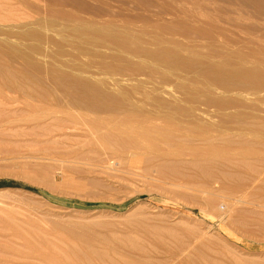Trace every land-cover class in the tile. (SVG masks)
<instances>
[{"label":"rangeland","instance_id":"374dc122","mask_svg":"<svg viewBox=\"0 0 264 264\" xmlns=\"http://www.w3.org/2000/svg\"><path fill=\"white\" fill-rule=\"evenodd\" d=\"M134 1L0 0V264H264V177L253 176L255 167L259 166L257 160L264 159V82L258 80L264 73L257 74L260 77L252 74L258 80L253 84L256 88L253 90L254 78L248 73L251 79L245 78L246 74L243 73H237L239 77L232 76V80L228 74L218 78L211 74L214 78L211 75L209 77L214 80H207L209 87L206 82L207 85L196 82L193 77L195 74L181 72L187 68L181 66L182 69L173 74L164 62L160 66L157 62L134 56L135 62L145 64L147 74L127 77L119 83L109 75L94 73V70L103 69L100 65L97 67L98 64L88 71H78L63 63L67 61L72 64L76 61L80 64L79 60L72 57V53H77V50L69 41L83 40L93 28H131L133 34L142 37L143 32L153 30L148 23H153L152 19L165 24L170 22L172 16L185 17L183 22L190 24H196L193 19L196 15V18H206V21L214 23V27H206L207 30L221 40L224 37L230 43L234 41L233 46L238 47V44L251 39L252 43L248 44L261 46V42H264V14L261 11L263 15L259 11L254 12L256 7L253 5V9L250 5L242 6L238 0H231L232 6L228 0ZM193 1L197 4L208 3L210 9L205 10L199 4H193ZM136 2L140 7L135 6ZM150 3L154 8L147 6ZM151 11L154 13L150 14ZM228 16L230 20L233 18L234 22L237 21L236 24L233 22L235 26L232 20L229 22ZM246 30L252 32L253 36L257 33L253 37L255 43L252 34ZM219 31L225 32L223 37ZM259 31H262L263 39L259 37ZM148 46L155 48L153 45ZM103 51L116 54L114 50ZM186 54V57L189 56ZM86 55L81 56L80 60L89 62L90 58H94ZM169 56L173 58L174 55ZM96 60L97 57L94 62ZM203 60L198 62L207 64ZM217 61V65L225 69V65L221 66V61ZM201 62L195 63L202 66ZM237 62L233 64L234 69L244 65L243 69L249 71L254 67L253 63L242 65ZM261 65L259 67L264 72ZM150 67L156 70V75ZM234 69L231 68L232 72H236ZM53 70L58 73L72 72L90 77L93 81L103 80L104 85L96 81L94 83L104 87L101 89L98 85L101 91L109 90L106 93L94 91V101L95 96L110 94V91L113 94L129 91L132 96L136 94L135 100L143 92L149 96L156 94L163 97L170 103L158 108V113L164 117V114L167 116L171 112L169 115L175 116L182 126L177 127L173 121L169 123L158 119L147 123L150 128L157 126V129L148 131L145 138L139 136L137 144H122V140L126 142L123 137L126 140L132 137L122 125L98 124L99 127L94 128V125L85 124L84 121H80L83 125L67 121L54 122L53 118L57 114L64 118L82 115L88 119L94 114L72 111L54 104V95L64 100L66 98L63 89L55 82ZM34 75L41 82L35 80ZM220 80L222 83L215 85L214 82ZM248 82L250 92L245 86ZM182 85L184 89L180 90ZM203 87L209 90L204 92ZM187 90L188 93L185 92ZM217 92L220 95L225 93L220 98L227 99L226 102L219 101ZM237 92L241 95H236ZM203 93L211 95L214 100L217 98L218 105L227 108V113L225 109H220L225 115L229 113L230 120L233 118L231 112H237L233 115L237 114L238 118L234 116L231 123L226 117L228 125L225 123V128L217 129L215 125L204 130V135L209 139H201V136L196 137L187 132L190 126L188 122H196L199 118L204 124L211 122L223 123L222 127L225 125V119H222L225 115H220L221 111L216 110L219 107L217 104L208 103V106H213L209 108L200 101L203 107L206 105L205 110L199 104L196 105L198 99L194 98L196 101L191 100L190 103L183 100V97H189L187 95L202 96ZM143 96H139V99ZM232 96L236 98L234 102ZM237 96L242 104L238 102ZM221 103L225 104L222 106ZM229 104L230 108L227 107ZM173 106H181L186 110H177V113ZM187 110H191L189 112L195 117ZM242 111L247 119L249 117L248 120L246 116L242 118ZM250 113L254 116L250 117ZM245 124H252L247 127L254 130H243L246 129ZM75 126L78 127L75 129ZM98 132H109L111 135L107 140H102ZM66 144H75L72 145L75 147H66ZM195 163L198 164L196 168ZM203 165H209L208 169L213 172L214 179L217 177V182L214 179L209 182L204 178L199 168ZM220 170L226 178L221 174L218 176ZM214 185L216 189L212 188Z\"/></svg>","mask_w":264,"mask_h":264},{"label":"bare ground","instance_id":"6f19581e","mask_svg":"<svg viewBox=\"0 0 264 264\" xmlns=\"http://www.w3.org/2000/svg\"><path fill=\"white\" fill-rule=\"evenodd\" d=\"M126 1V0H125ZM132 2L131 3H134L135 1L134 0H131ZM142 1H144V0H142ZM192 1V0H191ZM224 1V0H223ZM229 2H230V6H232L231 5V0H228ZM240 3H241V5L242 6H245V5H250V8H252V6L251 5H253L254 7H256V9H258V10H256L255 8H254V12H256V11H261L263 14H264V0H238ZM128 2V1H127ZM130 2V1H129ZM161 2V1H160ZM160 2L158 3V4H160ZM185 2V1H184ZM225 2H227V1H225ZM228 2V3H229ZM137 4H135V6H139L138 5V2H136ZM145 3V2H144ZM147 3H149V2H146V4ZM232 3H234V2H232ZM153 4H155V3H153ZM162 4V3H161ZM193 4H196V5H198L199 4V6L201 7V8H203V9H205V10H208V9H210V7H209V4L208 3H195V1H193ZM234 4H237V3H234ZM102 5V4H101ZM100 5V8H102V6ZM105 5V4H104ZM128 5H129V3H128ZM141 5V4H140ZM180 5H181V3H180ZM184 5V4H183ZM238 5V4H237ZM240 5V6H241ZM134 6V5H133ZM134 6V7H135ZM147 6H151V7H153L152 5H151V3L149 4V5H147ZM157 6H159V5H157ZM156 6V7H157ZM164 6V5H163ZM162 6V7H163ZM104 7V6H103ZM105 7H107V6H105ZM126 7V6H125ZM140 7V6H139ZM142 8H143V6H141ZM150 7V8H151ZM160 7V6H159ZM237 7V6H236ZM249 7V6H248ZM147 8V7H146ZM149 8V7H148ZM154 8V7H153ZM153 8H151V10H156V9H153ZM158 8V7H157ZM242 8V7H241ZM102 9H104V8H102ZM114 9V8H113ZM126 9V8H125ZM130 9V8H129ZM137 9V8H136ZM163 9V8H162ZM166 9V8H165ZM238 9V8H237ZM249 8H247V10H248ZM253 9V8H252ZM251 9V10H252ZM120 10V9H119ZM127 10V9H126ZM132 10V9H131ZM131 10H130V12H131ZM159 10H160V8H159ZM233 12H236V11H234V8H232L231 9ZM231 10H229V12H231ZM244 9H242V11H243ZM91 11V10H90ZM106 11V10H105ZM111 11V10H110ZM141 11H142V9H141ZM160 11H162V10H160ZM240 11V10H239ZM130 12H129V14H130ZM134 12H136V11H134ZM138 12V11H137ZM140 12V11H139ZM138 12V13H139ZM147 12H148V10H147ZM226 12H228V11H226ZM228 12V13H229ZM259 12H257V13H259ZM260 12V14L261 15H263L262 13ZM118 13V12H117ZM137 13V14H138ZM152 13H154V12H150V14H152ZM239 13V12H238ZM251 13V12H250ZM141 14H142V12H141ZM146 14V13H145ZM145 14H143L144 16H145ZM147 14H149V13H147ZM192 14V13H191ZM194 14V13H193ZM253 14V13H252ZM259 14V15H260ZM130 15H132V14H130ZM157 15H159V14H157ZM206 15H208V14H206ZM239 15H240V13H239ZM248 15H249V13H248ZM257 15V14H256ZM147 16V15H146ZM225 16V15H224ZM227 16V15H226ZM230 16V15H229ZM228 16V20H229V22L233 19H231L230 20V17ZM243 16H245L244 14H243ZM242 16V17H243ZM251 16V15H250ZM254 16V15H253ZM264 16V15H263ZM196 17H197V15H196ZM193 18L195 21H196V24H194L195 22H193V24H190L189 22L188 23H185V22H183L184 20H185V17H180V18H178V16H172L171 17V19H170V22L169 23H165V24H160V23H158V22H156V20H154V19H152L153 20V23H151V22H148L150 25H151V28L153 29L152 31H149V32H143L141 35H142V37H140L139 35H137V34H133L131 31H132V29L131 28H127V29H125L124 30V28L123 29H120L119 27H113V28H109V29H103V28H100V29H95L94 30V28L91 30V32L90 33H88L87 35V37H83V40H78L79 42H74V41H69V44L73 47V48H75L76 50H77V53H72V57L73 58H75L76 60H79V63L80 64H78L76 61H73V63L72 64H69L67 61H62L63 63H64V65H69L71 68H74V69H77L78 71H88V70H90L91 68H93V66H95V64H98V66L97 67H99V65H100V67L101 68H103L102 70H100V71H95L94 70V73H97V74H104V75H109L110 77H112L113 79H114V81L115 82H121V80H124L125 78H127V77H138V76H142V75H146L147 74V69L145 68V64L143 65L142 63L143 62H135L134 60H133V56L134 57H139L140 59H148V60H151V61H153V62H157L159 65H160V63L161 62H164L163 64H166L167 66H166V68H168V70H169V72H172L173 74H177V72H178V70L180 69H182L183 67L184 68H187V69H185L184 71L183 70H181V72H183V73H185V72H187V75H188V73L189 74H195V76H193V75H190L191 77L193 76L194 78H195V80H196V82H198L199 84H202V83H204L205 84V82L207 83V80L208 79H210V77H209V75H215V77H217V76H221V75H225V74H228V75H231V76H228V77H232V76H237L239 73H243V75L244 74H246L244 77L246 78H250V77H248V75H247V73L248 74H251V76H253V83H252V86H253V90L254 89H256V88H254V82H258V80H260L261 79V81H263L264 82V80H262L263 79V75H261V77H260V75H257V74H261V73H264V72H262L261 71V69H260V65L261 66H263V68H264V45H263V43L264 42H261V46H259L258 44V46H256L254 43H255V41L256 40H254L255 38H253V37H256L257 36V33H256V36H253L254 34L251 32H248L247 30V32H248V34L250 33V34H252V36H251V38H253V44L254 45H250V44H248V42L249 43H252V41H251V39L248 37V40L250 39V41H248L247 43H244V44H238V43H240L241 42V40H246V38L245 39H240L239 40V42H238V40H237V44H238V47H237V45L236 46H233V43H234V41L233 42H231L232 43V45H231V43L228 41V40H226V39H223L224 37H223V35H224V31H219V33L222 35V40L219 38V37H217V36H215V35H213L212 33H210L208 30H207V28L206 27H214V23L212 22V21H206L205 19L203 20L202 18ZM209 17L211 18V15H209ZM252 17V16H251ZM255 17V16H254ZM50 18V17H49ZM120 18V17H119ZM189 18V17H188ZM60 19V18H59ZM213 18H211V20H212ZM51 20V19H50ZM111 20V19H110ZM139 20V19H138ZM146 20V19H145ZM234 20V19H233ZM231 21L232 22V25H233V22L234 21ZM54 21V20H53ZM125 21V20H124ZM164 21V20H163ZM222 21L223 22H226L225 20H224V18H222ZM55 22V21H54ZM65 22V21H64ZM111 22V21H110ZM132 22V21H131ZM146 22V21H145ZM230 22V23H231ZM235 22H237V21H235ZM234 22V23H235ZM53 23V22H52ZM51 23V24H52ZM83 23V22H82ZM228 23V22H227ZM236 24V23H235ZM235 24L233 25V26H235ZM238 24V23H237ZM102 25V24H101ZM238 25H240V23L238 24ZM28 26V25H27ZM107 26V25H106ZM109 26V25H108ZM107 26V27H108ZM243 26V25H242ZM60 27V26H59ZM64 27V26H63ZM72 27V26H71ZM76 27V26H75ZM110 27V26H109ZM132 27V26H131ZM237 27H241V26H237ZM251 27V26H250ZM254 27V26H253ZM66 28V27H65ZM69 28H70V25H69ZM220 28V27H219ZM245 27H243V29H244ZM247 28V27H246ZM256 28V27H255ZM134 29V28H133ZM234 29V28H233ZM251 29V28H250ZM72 30V29H71ZM259 30V29H258ZM260 30H262V29H260ZM264 30V29H263ZM211 31V30H210ZM142 32V31H141ZM262 31H259V33L258 34H260ZM264 32V31H263ZM213 33H214V31H213ZM58 34V33H57ZM220 34H218V35H220ZM245 34H246V32H245ZM262 35V33L259 35V37ZM145 36H147V38L145 37ZM195 36V37H194ZM249 36V35H248ZM262 37V36H261ZM260 37V38H261ZM234 38V37H233ZM79 39V38H78ZM228 39V38H227ZM231 39H232V37H231ZM239 39V38H238ZM257 39V38H256ZM262 39H263V37H262ZM230 40V39H229ZM233 40V39H232ZM235 40H236V38H235ZM264 40V39H263ZM258 41V40H257ZM243 42H245V41H243ZM242 42V43H243ZM235 43V44H236ZM260 43V42H259ZM234 44V45H235ZM148 45H153V46H155V48H150ZM168 45V46H167ZM202 46L205 48H203L204 50H202L201 49V51H197V49L198 48H202ZM230 46H233V47H230ZM49 48V47H48ZM114 50L115 52H116V54L114 53V52H112V53H107V52H105V51H103V50ZM35 51V50H34ZM33 51V52H34ZM119 51V52H118ZM38 52V51H37ZM95 52V53H94ZM118 52V53H117ZM18 53V52H17ZM114 53V54H113ZM184 53L186 54H189V56L187 55V57L184 55ZM84 54H87L88 56L89 55H91L92 57H94L95 59H96V57H97V59L98 60H96V62H94V58L92 59V58H90L91 59V61H90V59H89V62H83V61H81L80 59V57L81 56H84ZM169 54H171V55H174L173 56V58H170V57H172V56H169ZM226 54V55H225ZM19 55V54H18ZM86 55V56H87ZM112 55V56H111ZM27 56V55H26ZM34 56H36V55H34ZM38 56V55H37ZM41 56V55H40ZM168 56H169V58H168ZM43 58V57H42ZM87 58H89V57H87ZM201 58H204L205 60H203V59H201ZM28 59V58H27ZM45 59V58H44ZM198 60H203V62H205L206 61V63L207 64H205L204 65V63H202L201 61V63L203 64L202 66L199 64H196L195 62H197V63H200V62H198ZM217 60H219V61H221L220 63H219V65H225V69L226 68H230L229 70H225V69H221V67H219L218 65H217V63H218V61ZM28 61H31V60H29L28 59ZM236 61H238L237 63H239L240 62V64H242L243 65V63L246 65V63H253L254 64V67H253V69H249V71L247 70V69H243V66H241V67H239L240 66V64H236L239 68H237V66H236V68L237 69H234V62H236ZM52 62V61H51ZM166 62V63H165ZM222 63V64H221ZM51 64V63H50ZM234 64V65H233ZM61 65H63V64H61ZM92 65V66H91ZM161 66V65H160ZM181 66H182V68H181ZM180 67V68H179ZM154 68V67H153ZM163 68V67H162ZM183 68V69H184ZM231 68H233L234 70H236V72H232V70H231ZM245 68H247V66H245ZM248 68H250V67H248ZM56 69V68H55ZM98 69H100V68H98ZM66 70V69H65ZM68 70V69H67ZM150 70H151V67H150ZM155 70V69H154ZM154 70H151V71H153V73L156 71H154ZM230 70H231V72H230ZM26 71H28V70H26ZM17 72V71H16ZM149 73V72H148ZM238 73V74H237ZM35 74V73H34ZM53 74H54V79H55V82L57 83V85H58V87L59 88H61V90L63 89V94H64V96H65V98H66V100H64V98H60L58 95H57V97H56V95H54V104H56L57 105V107L58 106H61L60 108H65V109H69V110H77V111H80V112H85V114H87L86 112H88V113H92V114H94V117H92V118H86V117H84V116H82V115H80L79 113V115L80 116H70V117H61V116H59L58 114H57V112H55V114L54 115H56L54 118H53V120H54V122L56 121V122H62V121H64L63 123H66V121L69 123V122H73L74 124H80L81 125V123H80V121H84L83 123H85V124H89V125H94V128H96L97 126H98V124L99 125H101V124H104V125H112V126H114V125H117V126H119V125H122L123 126V128L125 127V132L127 133V131L128 132H130V134H132V137H130L129 135H128V137H130V139H128V140H126L125 139V137H123V139L126 141V142H124L123 140H122V144H127V143H133V144H137V142L136 141H138L137 140V138L139 137V136H142V137H146L148 134V131H152V129L153 130H156L157 129V126H153V127H149V126H147V123L148 122H154L155 120H158V119H163V120H165V121H167V122H175V124H176V126L177 127H180V126H182V124H181V122H179V121H176V119H175V116H172V115H169V113H171V112H169L168 114H166L167 116H165V112L163 113L164 114V117H163V115H161V114H159L158 113V111H157V109L158 108H161V106L162 105H164V104H169L170 102H168L167 100H165L163 97H160V96H155L156 94H154V96H153V94L151 95V96H149L146 92H143V94H144V96H143V94H141V95H139L140 97L141 96H143L142 98H140L139 99V96L137 97L138 98V100L136 99L135 100V93H132L134 96H132L130 93H129V91L127 92V91H125V90H123V91H125V94L121 91H118V92H114V94L113 93H111V91L110 92H108V93H110V94H106V95H103V94H101L102 96H100V95H98V96H95V101H94V95H92L93 93H94V91H96V92H99V93H101L102 91H104V90H102L101 91V89H103L102 88V86H101V84H98L99 86H101L100 88V90L98 89L99 87H98V85H96L95 83H97V82H99V83H102L103 85H104V81L103 80H91L90 79V77L89 78H87V77H83V76H81V75H79V74H73L72 72H65V71H62V72H60V73H58L57 72V70H53ZM85 74V73H84ZM149 74H151L152 75V72H150ZM155 74V73H154ZM159 74L161 75V73L159 72ZM186 74V73H185ZM252 74H256V76L255 77H260V78H258V80H257V78H255L254 77V75H252ZM2 75V74H1ZM6 75H8V74H6ZM156 75V74H155ZM158 75V74H157ZM160 75H158L159 77H160ZM179 75V74H178ZM211 75V77H213L214 78V76H212ZM154 75H152V77H153ZM180 76V75H179ZM227 76H224L225 78L227 77ZM241 76V75H240ZM250 76V75H249ZM34 79L35 80H37L38 82H41V80H40V78H38V76L37 75H34ZM115 77V78H114ZM147 77V76H146ZM162 77V76H161ZM238 77H239V75H238ZM237 77V78H238ZM155 78H158L157 76L155 77ZM163 78H164V76H163ZM218 78V77H217ZM222 78V80H223V76L221 77ZM220 78V79H221ZM237 78H236V80H237ZM241 78V77H240ZM159 79V78H158ZM168 79V78H167ZM189 79H190V77H189ZM188 79V80H189ZM193 79V78H192ZM231 80L233 79V77L232 78H230ZM251 79V78H250ZM249 79V80H250ZM257 80V81H254V80ZM27 80V79H26ZM149 80V79H148ZM153 80H155L154 78H153ZM152 80V81H153ZM161 81H162V79H160ZM169 80V79H168ZM187 80V79H186ZM210 80H212V79H210ZM209 80V81H210ZM214 80V79H213ZM213 80H212V82H213ZM222 80H220L221 82H214V83H216L215 85H217V83H222ZM228 80V79H227ZM227 80H226V82L225 83H227ZM236 80H234V81H236ZM238 80H239V78H238ZM237 80V81H238ZM248 80V79H247ZM28 81V80H27ZM96 81V82H95ZM160 81V82H161ZM164 81V83H165V80H163ZM171 81V80H170ZM191 81V83H192V80H190ZM194 81V80H193ZM216 81V80H215ZM236 81V82H237ZM243 81H244V79H243ZM251 81V80H250ZM260 81V82H261ZM95 82V83H94ZM172 82H174V81H172ZM211 82V83H212ZM239 82V81H238ZM154 83H155V81H154ZM180 83V82H179ZM194 84H195V81L193 82ZM223 83H224V81H223ZM246 83H247V81H246ZM15 84V83H14ZM96 86H95V85ZM153 84V83H152ZM173 85H174V83H172ZM177 84V83H176ZM194 84H193V86H194ZM208 84V83H207ZM207 84H205V85H207ZM230 84V83H229ZM238 84V83H237ZM236 84V85H237ZM241 84V83H240ZM243 84H244V82H243ZM242 84V85H243ZM119 85H121V83L119 84ZM155 85V84H154ZM157 85V84H156ZM179 85H181V84H179ZM213 85V84H212ZM212 85H211V87H212ZM225 85H227V84H225ZM260 85V84H259ZM264 85V84H263ZM115 86V85H114ZM140 86V85H139ZM201 86V85H200ZM208 86L210 87V85L208 84ZM214 86V85H213ZM223 86V85H222ZM228 86V85H227ZM229 86H232L233 87V84L231 85H229ZM228 86V87H229ZM245 86H250L249 85V82H248V85H245ZM257 86V88H259L258 87V84L256 85ZM261 86V85H260ZM23 87V86H22ZM119 87H121V86H119ZM141 87V86H140ZM154 87V86H153ZM183 87V85L181 86V89L180 90H182V89H184V88H182ZM185 88H187L186 86H184ZM196 87V89H197V86H194V88ZM205 87V86H204ZM203 87V88H204ZM216 87H218V86H216ZM228 87H226V88H228ZM239 87H241V86H239ZM247 87H245V89L247 88ZM251 87V86H250ZM112 88V87H111ZM155 88H157V87H155ZM193 88V87H192ZM191 88V89H192ZM201 88H202V86H201ZM200 88V89H201ZM205 88H207V87H205ZM205 88H204V92L206 91V90H209V89H206L205 90ZM225 88V87H224ZM225 88V89H226ZM229 88H231V87H229ZM228 88V89H229ZM234 88V87H233ZM106 89V88H105ZM123 89V88H122ZM154 89V88H153ZM188 89H190V88H188ZM190 89V90H191ZM216 89V88H215ZM214 89V90H215ZM218 89H219V87H218ZM220 89H221V87H220ZM232 89V88H231ZM238 89V88H237ZM240 90H242L243 89V87H242V89L241 88H239ZM238 89V90H239ZM244 89V90H245ZM262 89H263V87H262ZM261 89V90H262ZM19 90V89H18ZM107 91L109 90V89H106ZM106 90L104 91L105 93H106ZM155 90V89H154ZM157 90V89H156ZM155 90V91H156ZM198 90V89H197ZM223 91H224V89H222ZM233 90H235V89H233ZM249 90V87L247 88V91ZM191 91H195L194 89L193 90H191ZM191 91H189L190 93H191ZM215 91H217V89L215 90ZM219 91V90H218ZM229 91H231V90H229ZM236 91V90H235ZM256 92H257V90H255ZM120 92V93H119ZM181 92H183V91H181ZM185 92H187L188 93V90L187 91H185ZM184 92V93H185ZM197 92H199V91H197ZM201 93H202V91H200ZM211 93H214V92H212V90L210 91ZM209 91H208V93H210ZM220 92H222V91H220ZM225 92H226V90H225ZM239 92H242V91H239ZM239 92H237V93H235L236 95L239 93ZM245 92H246V90H245ZM248 92H250V90L248 91ZM255 92V93H256ZM258 92H259V90H258ZM263 93H264V91H262ZM82 95H81V94ZM103 93V92H102ZM115 93H116V95H115ZM117 93H119L118 95H117ZM121 93H123V95H121ZM142 93V92H141ZM184 93H182V94H184ZM218 93V92H217ZM229 93V92H228ZM227 93V94H228ZM252 93V92H251ZM146 94V95H145ZM193 94V93H192ZM204 94V93H203ZM202 94V96H201V94L199 95V94H197L196 96L195 95H187V96H189V97H185V99H184V97H183V100L184 101H187L188 103H190V101L191 100H193L194 98L195 99H198L197 101H198V103H196V105L198 106V104L200 103V101H202L201 103H204V104H207V106H208V103H211L212 105H213V103L214 104H220V103H218L217 101V98H215V100L213 99V98H211L210 96H207V94H204L203 95ZM219 94V93H218ZM217 94V95H218ZM223 93H221V95H222ZM227 94H226V96H227ZM234 94V93H233ZM240 95H241V93H239ZM238 94V95H239ZM244 94V93H243ZM254 94V93H253ZM252 94V95H253ZM259 94V93H258ZM258 94H255V95H258ZM121 95V96H120ZM200 97H199V96ZM220 95V94H219ZM218 95V96H219ZM221 95L219 96V101L221 100ZM224 95H225V93L223 94V97H224ZM229 95V94H228ZM230 95H231V93H230ZM254 95V96H255ZM261 95V94H260ZM259 95V96H260ZM186 96V95H185ZM213 96H214V94H213ZM216 96V95H215ZM214 96V97H215ZM225 96V97H226ZM235 96V95H234ZM196 97H199V98H196ZM202 97V98H201ZM229 97H231V96H228V98ZM233 97V96H232ZM238 98H237V100H239L240 98H239V96H237ZM233 99V102H234V99H236V98H232ZM262 99H264V98H262ZM217 100V101H216ZM223 100H225V101H223ZM226 100L227 99H222L220 102H226ZM229 100V99H228ZM241 100V99H240ZM240 100L238 101L240 104H242L241 102H240ZM194 101H196V100H193V102ZM230 101V100H229ZM53 102V101H52ZM233 102H231L230 101V103H233ZM238 102L236 103V104H238ZM221 103V104H222ZM203 104V105H204ZM225 104V103H224ZM224 104H222V106L224 105ZM211 105V106H212ZM244 105V104H243ZM194 106V105H193ZM199 106L200 107H203L202 106V104H199ZM206 106V105H205ZM205 106L203 107V108H205ZM211 106H208L209 108L211 107ZM216 106V105H215ZM219 107L218 108H216V110L218 109L219 111H223V109H225L226 107H220V105H218ZM226 106V105H225ZM230 104H229V106L227 105V107H229L230 108ZM239 106V105H238ZM246 106V105H245ZM53 107H54V105H53ZM196 106H194V108H195ZM207 107V108H208ZM213 107V106H212ZM211 107V108H212ZM173 108H174V110L177 112V110L178 111H181V112H184L186 109L185 108H183V107H181V106H177V107H175V106H173ZM199 107H197V109H198ZM220 108H223V109H220ZM234 108V107H233ZM227 109V108H226ZM225 109V110H226ZM254 109V108H253ZM258 109V108H257ZM55 110V109H54ZM53 110V111H54ZM72 110V111H73ZM192 110V109H191ZM191 110H187V112H189V111H191ZM205 110H206V108H205ZM209 111H210V109H208ZM224 110V112L225 113H227V111L228 110H226L225 111ZM236 110V109H235ZM50 111V110H49ZM58 111H60L59 109H58ZM76 111V112H77ZM202 111V110H201ZM203 111H204V109H203ZM202 111V112H203ZM222 111H221V113H220V115L221 114H223V116L225 115L224 114V112L222 113ZM251 111V110H250ZM255 111H256V109H255ZM254 110L252 111V112H255ZM51 112V111H50ZM69 112V111H68ZM191 112H193V110L191 111ZM216 113H217V111H215ZM214 112V113H215ZM229 112H231V111H229ZM238 112H239V110H238ZM66 113V112H65ZM175 113V112H174ZM178 113V112H177ZM190 113V112H189ZM232 113V116H233V118L230 120V118H228L229 117V113L227 114V115H225L223 118H222V116H219V117H221L222 119H225L224 120V124L226 123L227 125H228V123L227 122H225L226 121V117L228 118V120H230V122L232 123L233 121V119H235V118H237V114L236 115H233V114H235V113H237V112H231ZM243 113H245V112H243L242 111V115H243ZM246 113H249V111H246ZM191 114V113H190ZM189 114V115H190ZM253 114V113H252ZM52 115V114H51ZM193 114H191V116H192ZM196 115V114H195ZM216 115V114H215ZM241 115V116H242ZM86 116V115H85ZM217 116V117H218ZM231 116V115H230ZM234 116H236L235 118H234ZM246 116V117H245ZM253 116H254V114H253ZM252 115H251V113H250V117H253ZM52 117V116H51ZM84 117V118H83ZM192 117H195V116H192ZM196 117H198L197 115H196ZM243 117H245L246 118V120H248L249 119V117H248V119H247V115H243L242 116V118ZM83 120H82V119ZM199 118V117H198ZM255 118H256V116H255ZM255 118H253V119H255ZM238 119V118H237ZM252 119V118H251ZM194 120V119H193ZM220 120V119H219ZM245 119H243V121H244ZM246 120L244 121V123H246ZM192 121V120H191ZM191 121H189L188 122V124L190 125L188 128H187V132H189L190 134H192V135H194V136H196V137H200L201 136V139H209L210 137H207L206 138V136L204 135V133H203V131L204 130H207V129H209L211 126H217L216 128L217 129H222V128H225V127H227V125L225 126L224 125V127H222L223 126V123H218V124H214V123H212V124H210L211 122H209V123H205L204 124V122H202V120H200V118H199V120L198 121H193V122H191ZM235 121V120H234ZM222 122V121H221ZM237 122V121H236ZM248 122V121H247ZM83 123H82V125H83ZM243 123V124H244ZM249 123V122H248ZM236 124V123H235ZM247 124V123H246ZM246 124H245V126H246ZM64 125V124H63ZM237 125H239V124H237ZM236 125V126H237ZM249 125V124H248ZM247 125V126H248ZM250 125H252V124H250ZM249 125V126H250ZM231 126H234V125H230V127ZM236 126H234V128L236 127ZM246 126V129H243V130H254L253 128H248ZM70 127V126H69ZM78 126H75V129L77 128ZM99 127V126H98ZM103 128H104V126H102ZM101 127V128H102ZM238 127H240V126H237V128ZM251 127V126H250ZM63 128H67L66 126L64 127L63 126ZM233 128V127H232ZM248 128V129H247ZM74 129V128H73ZM240 129V128H239ZM160 131V130H159ZM94 133H96V131H94ZM124 133V132H123ZM121 134V133H120ZM127 134H129V133H127ZM127 134H126V136H127ZM58 135H61V133L60 132H58ZM110 133L109 132H107V133H99L98 132V136L103 140H107V138L108 137H110ZM116 135V134H115ZM124 135V134H123ZM118 136V135H117ZM125 136V135H124ZM191 136V135H190ZM119 137V136H118ZM191 137H193V136H191ZM214 137V136H213ZM213 137H211V138H213ZM120 138V137H119ZM118 138V139H119ZM135 138H136V140H135ZM189 138V137H188ZM167 139V138H166ZM190 140V139H189ZM119 141H120V139H119ZM64 143V142H63ZM167 143H169V141L167 142ZM60 144V143H59ZM65 144V143H64ZM63 144V145H64ZM72 145H75V144H72ZM72 145H67L66 144V147H75V146H72ZM72 149H74V148H72ZM72 152V151H71ZM196 153H197V151H196ZM234 153V152H233ZM213 154V153H212ZM214 156V155H213ZM210 158V157H209ZM254 158H258V157H254ZM192 159V158H191ZM200 159V158H199ZM198 159V160H199ZM251 159V158H250ZM253 160V159H252ZM251 160V161H252ZM255 160V159H254ZM256 161V160H255ZM257 162L259 163V166L258 167H255V169H254V171H253V176H254V178H262V177H264V159H258L257 160ZM221 163V162H220ZM195 166V168H196V166L198 167V164L197 163H195L194 164ZM250 166V165H249ZM199 168H200V172H202V174H203V176H204V178H206L209 182H210V180H213L214 179V174H213V172L211 171V170H209L208 168H209V165H203V166H199ZM233 171V170H232ZM222 173V171L220 170V172H219V174H218V176L220 175ZM236 173H238V172H236ZM221 175H224V177H225V174L223 173V174H221ZM217 178V177H216ZM215 178V179H216ZM226 178V177H225ZM193 179V178H192ZM214 179V182H217V180H215ZM219 179H221V178H219ZM257 180H259V179H257ZM193 181V180H192ZM260 181V180H259ZM255 184V183H254ZM191 185V184H190ZM211 185V184H210ZM213 185V184H212ZM215 185H217V183L215 184ZM215 185L212 187V188H214L215 187ZM218 187V186H217ZM210 188H211V186H210ZM251 188H252V186H251ZM250 188V189H251ZM214 189H216V188H214ZM253 189V188H252ZM206 190V189H205ZM223 190V188H221V190L220 191H222ZM225 190V189H224ZM217 192H219V190L217 191ZM245 192V191H244ZM204 194V193H203ZM245 194H246V192H245ZM247 196H249V195H247ZM226 201V200H225ZM237 201H239V200H237ZM241 201V200H240ZM228 202V201H227ZM232 202V201H231ZM231 202H229V203H231ZM226 203V202H225ZM225 203H224V205H225ZM241 203V202H240ZM233 204V203H232ZM235 204V203H234ZM236 204L238 205V203L236 202ZM223 205V204H222ZM227 205H228V203H227ZM230 205V204H229ZM233 209V208H232ZM229 210V209H228ZM230 211V210H229ZM228 211V212H229ZM231 212V211H230ZM229 217H231V214H230V216ZM210 235V234H209ZM214 237V236H213ZM196 238V237H195ZM201 241V240H200ZM228 244V243H227ZM136 247V246H135ZM218 253V252H217ZM216 253V254H217ZM219 254V253H218ZM208 255V254H207ZM109 257H110V255H109ZM233 257V256H232ZM120 258H121V256H120ZM234 258V257H233ZM113 259H116V258H113ZM123 259V258H122ZM147 259H148V257H147ZM111 260V259H110ZM118 260V259H117ZM126 259H124V261H125ZM214 260V259H213ZM220 260V259H219ZM115 261V260H114ZM215 261V260H214ZM120 262V261H119ZM236 262H237V260H236ZM128 263V262H127ZM215 263H216V261H215ZM115 264V263H114ZM219 264V263H218Z\"/></svg>","mask_w":264,"mask_h":264}]
</instances>
